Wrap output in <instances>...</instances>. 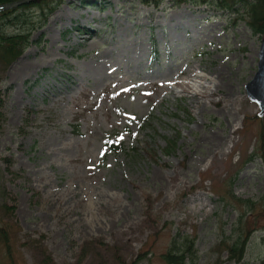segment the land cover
Returning a JSON list of instances; mask_svg holds the SVG:
<instances>
[{
    "label": "rangeland",
    "instance_id": "obj_1",
    "mask_svg": "<svg viewBox=\"0 0 264 264\" xmlns=\"http://www.w3.org/2000/svg\"><path fill=\"white\" fill-rule=\"evenodd\" d=\"M56 1L48 17L34 2L0 18L1 34L32 41L0 61V226L14 227L0 264H165L184 238L193 264L260 261L264 168L247 160L261 125L244 86L261 34L190 2ZM26 60L37 65L17 74ZM230 184L251 213L219 199ZM245 235L242 260H230L226 247Z\"/></svg>",
    "mask_w": 264,
    "mask_h": 264
},
{
    "label": "trees",
    "instance_id": "obj_2",
    "mask_svg": "<svg viewBox=\"0 0 264 264\" xmlns=\"http://www.w3.org/2000/svg\"><path fill=\"white\" fill-rule=\"evenodd\" d=\"M15 1L18 0H0V5ZM54 1L55 0H38L35 3L40 4V6H38L40 10L46 9V14L48 15L56 8L55 4H53ZM142 2L147 6L153 5L155 7H159L163 0H142ZM231 2L233 5L230 3L227 4L224 1L219 5V7L233 9L235 4H238L239 7L244 10L251 29L255 33H260L264 27V0H231ZM20 9L21 8L1 12L0 18H5V20L9 23L13 20H17L21 15L15 16L14 14H16V12H18ZM235 10L237 9H234V11ZM1 32L2 30L0 29V61L3 64L8 65L23 53V51L29 45L30 37L24 32H18L17 34L11 36L3 35ZM259 122L261 126L259 128V136L256 143L257 147L254 150L255 154L253 156L250 155V158L248 159L251 161L254 157H257L262 161L264 166V119L259 120ZM169 147H171L170 142L167 143L165 148L166 154H169ZM230 186L231 184L228 186L227 192L219 195V199L223 203L226 202L240 208H246L247 212L251 213L255 208V203H252L250 200L242 201L234 197L232 192L229 190ZM260 208L261 206H258V210ZM246 215L247 214H242L239 216L238 224L242 223L241 221L246 217ZM6 226H0V244L3 243L2 245L8 243L6 238L9 237L10 232L14 231V227L12 225H8V223H6ZM247 241L248 235L243 237L237 236L233 243L226 247V250L230 255V260H242ZM192 248V240H188L186 238L181 239L177 246L171 247L167 252L164 253V255H162V260L165 264H193L196 260V255L195 252L192 251ZM255 264H264V257Z\"/></svg>",
    "mask_w": 264,
    "mask_h": 264
},
{
    "label": "water",
    "instance_id": "obj_3",
    "mask_svg": "<svg viewBox=\"0 0 264 264\" xmlns=\"http://www.w3.org/2000/svg\"><path fill=\"white\" fill-rule=\"evenodd\" d=\"M32 0H24L16 3L0 6V11L28 3ZM257 72L253 79L246 85L245 92L248 100L259 107V117H264V33L258 53Z\"/></svg>",
    "mask_w": 264,
    "mask_h": 264
},
{
    "label": "bare ground",
    "instance_id": "obj_4",
    "mask_svg": "<svg viewBox=\"0 0 264 264\" xmlns=\"http://www.w3.org/2000/svg\"><path fill=\"white\" fill-rule=\"evenodd\" d=\"M53 42V41H52ZM140 48L143 49V45H140ZM132 61H136V62H139L138 59H131ZM37 64L33 63V62H30L28 60H26L25 62H19L17 65H16V73L19 74V75H24L25 73H31V71L33 70V68L36 66ZM195 78L196 80L199 79V80H202V77L200 76H196L194 74H192L191 76H188V78ZM82 79V76H78L75 72H73V75L71 76V78H64L62 79L63 81H69L70 82V87H78L80 85V80ZM102 81L103 79L100 78ZM191 81H193L191 79ZM194 82V81H193ZM212 83V82H210ZM173 85H177L175 82L173 83ZM186 85V84H185ZM217 86H215V89H216ZM63 92L65 93H69L68 91L66 90H63ZM62 91L58 90L57 91V94L59 95V97L62 96L63 94ZM88 96V93L85 92L84 94V97H87ZM78 105V104H77ZM217 144L219 141H215Z\"/></svg>",
    "mask_w": 264,
    "mask_h": 264
},
{
    "label": "snow or ice",
    "instance_id": "obj_5",
    "mask_svg": "<svg viewBox=\"0 0 264 264\" xmlns=\"http://www.w3.org/2000/svg\"><path fill=\"white\" fill-rule=\"evenodd\" d=\"M120 139H123L122 137H120Z\"/></svg>",
    "mask_w": 264,
    "mask_h": 264
}]
</instances>
